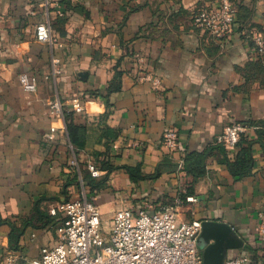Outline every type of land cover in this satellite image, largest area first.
<instances>
[{
	"label": "crops",
	"instance_id": "1",
	"mask_svg": "<svg viewBox=\"0 0 264 264\" xmlns=\"http://www.w3.org/2000/svg\"><path fill=\"white\" fill-rule=\"evenodd\" d=\"M215 1L68 0L64 17L52 13L55 43L46 44L37 40L46 20L39 4L0 0V264H27L53 246L50 210L82 193L103 216L175 206L182 221L226 223L236 235L228 258L261 264L264 62L248 34L264 35V0H235L225 47L193 26L197 8ZM76 97L84 111L73 123L84 145L73 147L64 110L73 111ZM232 123L247 131L228 149L215 139ZM170 130L179 136L176 151L162 144ZM192 154L204 158L199 179L188 168ZM229 164L251 170L234 175Z\"/></svg>",
	"mask_w": 264,
	"mask_h": 264
},
{
	"label": "built area",
	"instance_id": "2",
	"mask_svg": "<svg viewBox=\"0 0 264 264\" xmlns=\"http://www.w3.org/2000/svg\"><path fill=\"white\" fill-rule=\"evenodd\" d=\"M68 0H30L39 4L45 21L36 26L37 40L46 44L55 43L52 27V13L64 17L65 3ZM238 5L235 0H219L203 5L193 14V26L207 39H217L225 47L234 32L237 22ZM248 38L253 43L258 57L264 62V35L251 31ZM59 61L53 65V74H60ZM155 86L158 80L151 76ZM21 80L26 89L33 90L27 75ZM54 114H61L59 102L51 103ZM75 113H83L84 105L80 98L72 100ZM53 127L51 132H56ZM247 126L241 123L227 125L215 139L228 149H235ZM162 144L170 151L179 147V136L174 130L163 135ZM93 178L101 172L94 166L88 167ZM83 183V182H82ZM189 201H196L190 198ZM50 215L58 221L56 242L43 247L39 257L27 264H204L198 239L202 231L200 221H182L175 206H168L155 213L146 210L134 212L121 209L113 217L111 227L104 231L102 213L95 198L86 193L69 201L61 202L50 210ZM259 238L264 245V211L260 213ZM225 264H254L247 255H236L226 259ZM264 264V260L261 262Z\"/></svg>",
	"mask_w": 264,
	"mask_h": 264
},
{
	"label": "water",
	"instance_id": "3",
	"mask_svg": "<svg viewBox=\"0 0 264 264\" xmlns=\"http://www.w3.org/2000/svg\"><path fill=\"white\" fill-rule=\"evenodd\" d=\"M235 233L231 226L218 221H203L198 239L204 264H225L229 250L234 248Z\"/></svg>",
	"mask_w": 264,
	"mask_h": 264
},
{
	"label": "trees",
	"instance_id": "4",
	"mask_svg": "<svg viewBox=\"0 0 264 264\" xmlns=\"http://www.w3.org/2000/svg\"><path fill=\"white\" fill-rule=\"evenodd\" d=\"M261 62H263V61L261 60ZM64 114H65L66 127H67L68 136H69V139H70V143L72 144L73 147H75V146H83L84 145V141L82 139V134H81V132H83V129H82L81 126H77V125H75L73 123L75 112H73V111H71L69 109H65L64 110ZM243 137H244V135L241 136L240 142L238 143L237 146H239V144L242 142ZM218 145L223 146L221 144H218ZM187 158H188V168L189 169L192 168L191 170L193 171L194 176L197 179L202 177L205 174V163H204L203 156H201V155L193 156V154H192V155H190ZM191 158L195 162L194 167H191L190 164H189V160H191ZM229 168H230V170L232 171V173L234 175H238V176H244L251 170L250 165H246V167L242 171H237L233 164H229ZM127 170L131 174L134 173V170L131 169V168H127ZM82 180H83L84 183H88V184L90 183L91 185H93V180H95V179L84 177V178H82ZM53 218L56 220V223L58 225L57 219L55 217H53Z\"/></svg>",
	"mask_w": 264,
	"mask_h": 264
},
{
	"label": "rangeland",
	"instance_id": "5",
	"mask_svg": "<svg viewBox=\"0 0 264 264\" xmlns=\"http://www.w3.org/2000/svg\"><path fill=\"white\" fill-rule=\"evenodd\" d=\"M113 217L114 216H110V215H106V216L102 215V227L104 231H108L110 229Z\"/></svg>",
	"mask_w": 264,
	"mask_h": 264
}]
</instances>
